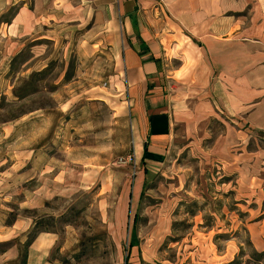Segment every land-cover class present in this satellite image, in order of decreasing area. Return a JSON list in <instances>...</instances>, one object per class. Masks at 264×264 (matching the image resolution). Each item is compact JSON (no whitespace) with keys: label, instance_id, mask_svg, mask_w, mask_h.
Wrapping results in <instances>:
<instances>
[{"label":"rangeland","instance_id":"374dc122","mask_svg":"<svg viewBox=\"0 0 264 264\" xmlns=\"http://www.w3.org/2000/svg\"><path fill=\"white\" fill-rule=\"evenodd\" d=\"M31 2L0 0V38L1 23ZM62 18L66 25L36 47L50 57L37 71L23 74L31 50L11 54L8 72L0 67V255L17 252L2 264H19L24 243L41 233L54 241L25 264H264L230 178L207 155L223 125L210 121L213 137L198 145L181 138L158 170L143 174L113 54L93 44V30L88 37ZM18 218L31 223L27 231L3 237ZM227 238L234 252L225 260Z\"/></svg>","mask_w":264,"mask_h":264},{"label":"crops","instance_id":"0c3cea01","mask_svg":"<svg viewBox=\"0 0 264 264\" xmlns=\"http://www.w3.org/2000/svg\"><path fill=\"white\" fill-rule=\"evenodd\" d=\"M31 1L1 23L0 67L8 72L11 54L31 50L27 64L33 67L23 66V74L37 71L50 57L36 54V47L66 25L64 15L71 17L69 27L89 30L88 37L93 30V44L108 46L116 85L126 92L141 172L158 170L181 138L190 145L211 140L208 124L220 122L223 131L207 155L230 178L223 185L239 196L235 205L248 241L254 254L264 255V0ZM29 225L18 218L1 234L16 237ZM231 240L224 241L220 258L233 254ZM52 241L39 234L27 263L32 251ZM16 257V251L4 252L0 264Z\"/></svg>","mask_w":264,"mask_h":264},{"label":"trees","instance_id":"16d2710c","mask_svg":"<svg viewBox=\"0 0 264 264\" xmlns=\"http://www.w3.org/2000/svg\"><path fill=\"white\" fill-rule=\"evenodd\" d=\"M32 238L30 239L29 238V240H27V242H25L24 243V245H23V248H24V254L20 257L19 256V264H25L26 263V258H27V253H26V248H27V246L29 245V244H31L32 243ZM263 254H258V256H262Z\"/></svg>","mask_w":264,"mask_h":264},{"label":"built area","instance_id":"2783aa9c","mask_svg":"<svg viewBox=\"0 0 264 264\" xmlns=\"http://www.w3.org/2000/svg\"><path fill=\"white\" fill-rule=\"evenodd\" d=\"M127 159L130 160L134 166H136L134 153L131 155H128ZM121 161L126 162V160H122V159H121Z\"/></svg>","mask_w":264,"mask_h":264}]
</instances>
